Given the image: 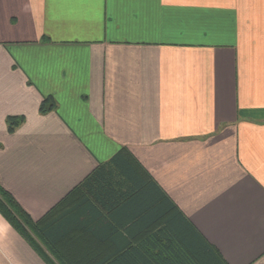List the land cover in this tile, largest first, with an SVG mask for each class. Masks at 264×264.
Instances as JSON below:
<instances>
[{
    "label": "crops",
    "instance_id": "1",
    "mask_svg": "<svg viewBox=\"0 0 264 264\" xmlns=\"http://www.w3.org/2000/svg\"><path fill=\"white\" fill-rule=\"evenodd\" d=\"M122 148L264 264V0H0L2 186L38 220ZM0 264H47L1 213Z\"/></svg>",
    "mask_w": 264,
    "mask_h": 264
},
{
    "label": "trees",
    "instance_id": "2",
    "mask_svg": "<svg viewBox=\"0 0 264 264\" xmlns=\"http://www.w3.org/2000/svg\"><path fill=\"white\" fill-rule=\"evenodd\" d=\"M54 107L48 96L40 110ZM137 168L122 148L38 220L0 183V213L47 264H226Z\"/></svg>",
    "mask_w": 264,
    "mask_h": 264
},
{
    "label": "rangeland",
    "instance_id": "3",
    "mask_svg": "<svg viewBox=\"0 0 264 264\" xmlns=\"http://www.w3.org/2000/svg\"><path fill=\"white\" fill-rule=\"evenodd\" d=\"M44 249L48 248L47 246H45V244H43ZM38 254V253H37ZM39 255V254H38ZM40 256V255H39ZM41 257V256H40ZM42 258V257H41ZM43 259V258H42ZM44 260V259H43Z\"/></svg>",
    "mask_w": 264,
    "mask_h": 264
}]
</instances>
